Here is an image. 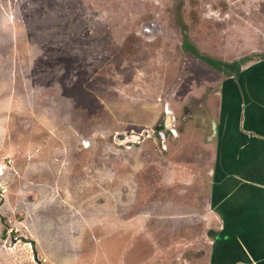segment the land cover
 <instances>
[{"label":"rangeland","instance_id":"1","mask_svg":"<svg viewBox=\"0 0 264 264\" xmlns=\"http://www.w3.org/2000/svg\"><path fill=\"white\" fill-rule=\"evenodd\" d=\"M263 66L264 0H0V264H264Z\"/></svg>","mask_w":264,"mask_h":264},{"label":"trees","instance_id":"2","mask_svg":"<svg viewBox=\"0 0 264 264\" xmlns=\"http://www.w3.org/2000/svg\"><path fill=\"white\" fill-rule=\"evenodd\" d=\"M249 60L250 59H246L245 60V64H248ZM206 61L210 65L211 68L216 69V70H218V71H220L222 73H224V71H222V70L225 69V68L230 70V73H232V72L239 73L241 71L240 66L243 63L242 60L241 61H232V62H229V63L219 62V61H215L214 59H212L210 57H207ZM226 74L224 73V75H226ZM155 129H156L157 132L160 131L161 129H163V124L158 126V127H156Z\"/></svg>","mask_w":264,"mask_h":264},{"label":"water","instance_id":"3","mask_svg":"<svg viewBox=\"0 0 264 264\" xmlns=\"http://www.w3.org/2000/svg\"><path fill=\"white\" fill-rule=\"evenodd\" d=\"M163 128H166V130L172 131V122H171V116L169 112H166V120H165ZM141 139H143V135L138 134V133L137 134L130 133L127 136H122L118 134L114 137L115 143L119 145H123L125 147H128L131 143H136L137 141H140Z\"/></svg>","mask_w":264,"mask_h":264},{"label":"crops","instance_id":"4","mask_svg":"<svg viewBox=\"0 0 264 264\" xmlns=\"http://www.w3.org/2000/svg\"><path fill=\"white\" fill-rule=\"evenodd\" d=\"M262 62V61H261ZM264 67V66H263ZM262 67V70L264 71V68ZM239 166V165H238ZM231 167V166H230ZM230 167L228 168V170H230ZM233 167H235V166H232L231 168H233ZM241 168V167H240ZM233 169H235V168H233ZM256 168H254L253 170H255ZM261 171H259V172H256L255 171V173H260ZM242 174V173H241ZM240 178H242L243 179V177H240ZM244 180H245V175H244ZM249 181H250V183H249V185H251L252 184V182H253V184H258V187H259V189L258 188H254V190L252 189V191H256V196H260V190H262V188L264 189V181L263 180H259L258 182H256V181H251V179H249ZM248 181V182H249ZM256 182V183H255ZM232 183H236V182H232ZM243 183H244V181H243ZM224 186H226V185H224ZM233 186H235V185H233ZM229 187V186H228ZM223 190H225V189H227V187H223L222 188ZM241 197H239L237 200H239V201H241V199H240ZM239 222V221H238ZM250 226H252L251 225V223H250ZM249 226V227H250ZM251 228H253V227H251ZM251 230V229H250ZM256 240L254 239L253 240V242L251 241H249L248 243L250 244V245H253V247H255V242ZM252 243H254V244H252Z\"/></svg>","mask_w":264,"mask_h":264},{"label":"bare ground","instance_id":"5","mask_svg":"<svg viewBox=\"0 0 264 264\" xmlns=\"http://www.w3.org/2000/svg\"><path fill=\"white\" fill-rule=\"evenodd\" d=\"M167 117H169V116H167ZM224 117H225V116H224ZM224 117H223V118H224ZM237 117H238V116H237ZM231 122H232V121H231ZM231 122L229 121V123H230V128H231V126H232ZM237 126H238V125H237ZM233 127H234V126H233ZM233 127H232V128H233ZM225 128H226V127H225ZM236 129H237V128H236ZM221 130H222V129H221ZM219 134H220V133H219ZM255 135H256V134H255ZM223 155H224V154H223ZM239 169H240V168H239ZM253 190H254V189H253ZM253 193H254V192H253ZM261 205H262V204H261ZM259 207H260V206H259ZM256 208H257V207H256ZM259 210H260V209H259ZM259 210H258V211H259ZM236 220H237V218H236ZM235 223H236V222H235ZM237 228H238V227H237ZM245 229H246V228H245ZM243 233H244V232H243ZM229 239H230V238H229Z\"/></svg>","mask_w":264,"mask_h":264}]
</instances>
